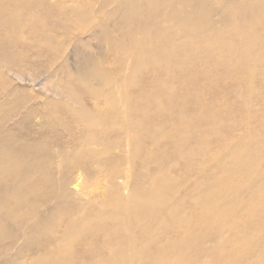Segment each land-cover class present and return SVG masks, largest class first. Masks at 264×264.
<instances>
[{"label":"rangeland","instance_id":"obj_1","mask_svg":"<svg viewBox=\"0 0 264 264\" xmlns=\"http://www.w3.org/2000/svg\"><path fill=\"white\" fill-rule=\"evenodd\" d=\"M47 3L52 10L47 16L39 14L40 17L35 19L40 22V27L34 32L27 31L7 39L9 43L16 42L17 73L23 75L25 81L12 74L0 75V264H90L89 256L78 248L69 252H45L56 244L57 237L62 241L64 237H70V234L63 235L65 225L69 218L79 220L78 207L91 205L96 210L95 201H98L95 198L106 189L97 172L99 165L94 162L82 172L76 181V189L73 187L77 176L66 171L64 156L59 152L61 138L58 137H64L67 130L60 125L53 127V124L56 118L65 119L64 106L74 110L72 114H80L82 108L74 106L68 99L69 94L76 93L82 98L83 95L107 93L126 76L131 81L125 91L161 104L166 113L162 114L167 115L169 123H177L178 111L183 114L181 118L185 117L182 119L190 121L179 131L171 128L176 136L171 141L159 142L166 149L161 154L163 156L171 158L177 152L192 156L187 157L189 161L185 163L171 162L179 165L172 172L176 178V182H172L175 185L183 182L181 176L189 170L200 172L189 179H195L199 185L205 181L204 175L219 176L215 193L210 186L199 189L189 186L187 192L180 183L177 187L171 183L170 191L168 188L165 191L166 187L160 188L163 195L173 192L171 201L187 194L190 196L184 201L186 213L183 211L182 214L186 219L189 213L188 228L185 229L195 235L186 247L180 249L176 244L166 252L163 264H198L202 261L204 264H217L216 261L231 264L232 257L227 249L218 252L213 249V243L210 246L209 238L215 230L224 237L221 239L224 244L235 235L244 239L246 244H260L264 240V2L174 0L173 5L163 7V10H149L145 0H49ZM228 8L235 13L232 19L227 15ZM189 16L190 19L185 20ZM235 29L242 30V35L233 36ZM176 33L184 39L196 34L215 40L214 48L223 56L233 48L228 59L235 64L234 71L226 60L221 59L223 56L218 55L214 60L201 56L193 62L198 76L188 79L178 72V62L171 58L172 55L154 57L160 48L165 47L168 51L174 50L179 62L184 60V49L173 37ZM251 41L255 43L248 48ZM133 42L146 44L144 58L147 60L142 64L133 55ZM241 57L244 60L240 61ZM137 63L142 68L135 75ZM152 66L167 71L152 72ZM12 71L16 72L15 69ZM151 78L158 85H173L172 89L165 90L170 91L173 107L167 106L168 102L160 97L159 90L153 97L149 96L147 82ZM194 98L203 103L194 105ZM145 107L150 109L147 105ZM195 116L198 118L196 123ZM223 136L233 138L223 142L220 140ZM196 143L209 144L206 154L215 158L211 163L201 156L204 151L194 148ZM153 150L156 158L149 165L152 168L155 167L153 164L160 165L162 158L156 149ZM107 151L109 156H115L116 149ZM107 156H102L105 167L112 165L107 163L112 157ZM224 159L227 167L221 170L218 165ZM131 161L116 164L117 168L124 167L123 170L128 167L130 187L125 194L131 195L142 189L145 191L141 193H144L147 186H139L143 170L138 161ZM226 176L229 179L224 185L222 179ZM228 187L232 199L219 193L229 190ZM91 200H95L94 203ZM210 202L215 203L206 204ZM194 203L197 206L189 207ZM104 204L108 205L107 198ZM166 206L164 204L162 209ZM222 208L232 213L228 216L214 213L215 209ZM107 209L110 214L117 212L113 207ZM144 213L151 215L155 212L137 206L135 210L120 215L133 225L135 217L145 216ZM208 214L214 219L213 225L202 226L199 217L205 222ZM221 224L227 229H218ZM230 226L233 229H228ZM213 241L215 244L217 240ZM153 243L157 244L159 240ZM208 247L213 252L209 255L213 257L211 260L204 255L198 256L202 248ZM252 249L243 247L232 253L236 255L232 262L264 264V256L257 255Z\"/></svg>","mask_w":264,"mask_h":264},{"label":"bare ground","instance_id":"obj_2","mask_svg":"<svg viewBox=\"0 0 264 264\" xmlns=\"http://www.w3.org/2000/svg\"><path fill=\"white\" fill-rule=\"evenodd\" d=\"M48 1L49 0H0V75L12 74L19 80L25 81L23 75L17 73V68L19 65L16 54L14 55L16 42L9 43L7 39L9 40V38H11L13 35L21 36V34L23 35L27 31L34 32L38 27H40V22H36L35 19L36 16L40 17L39 14H44L47 16V14H49V12L52 10V6H48ZM145 1L149 10H152L153 8L157 10H163V7H169L173 5L172 2H174V0ZM260 1L264 2V0ZM237 2L240 3V1ZM228 10V17H234L235 13L232 12L233 10H231V8H228ZM187 19L189 20L190 16L185 18V20ZM248 24L250 23L248 22ZM232 35L241 36L242 30L235 29L232 32ZM173 37L178 39V41L175 42L184 49L182 52L184 60L179 62L178 56L174 54V50L168 51V48L165 47L160 48L159 53L155 54L154 57L158 55L162 56L163 54V56L166 55V57H170L172 55L171 58L178 62V72L183 73L188 79L198 76L197 70L193 68L194 59H198L201 56H209L214 60V58L218 55L220 57L223 56V54L219 53L214 48L216 45L215 40H210L196 34H191L188 39L181 38V36H179L177 33L175 35L173 34ZM19 38H17V40ZM174 38H172V41H174ZM168 39H170V37ZM254 43L255 42L252 41L249 42L248 48H250ZM131 44L133 48V55H136L137 61L140 60L141 64L144 63V60H147L144 58L146 56L144 45L146 44L141 45L137 42H133ZM194 45H198V47H194ZM232 52H234L233 48L228 53L224 54L223 58L221 59L226 60L227 65L231 68V71H234V67L236 66L228 59ZM242 59L243 57L240 58V61H242ZM135 65H137L134 70L136 75L140 73L142 65L141 68L138 67V63ZM13 69H15L16 72H13ZM164 70V68L152 66V72L161 73ZM165 71H167V69ZM169 75H171V73L168 74V76ZM151 80L153 79L151 78ZM151 80L149 79L147 82L148 90L150 92L149 96L153 97L155 91L159 90L161 92L160 97L164 98L165 102H168L167 106L169 104V107H173L171 106L172 100L169 95L170 91H165L172 89L173 85H168L167 83L158 85L157 83H154V80L153 82ZM130 81L131 80L127 76L121 78L118 86L113 88L112 91L110 90L111 92L106 91L107 93L103 94L93 93L87 96L83 95L82 98L80 96L78 97L76 93L69 94L70 98L68 99L73 102L74 106L78 105L82 108L81 112H79L80 114H72L74 110H71L70 107L67 108V106H64L66 107L64 110L66 111V114H64L65 119L62 117L54 119L55 122L53 127L60 125L67 130L66 133H63L65 135L64 137L62 135H59L58 137V139L61 138L59 152L64 156V162H62L67 165L65 167L66 171L75 173L77 176L75 182L72 183L74 184L73 187L76 189V181L79 180L82 172H84L87 168H90V162H94L99 165L97 172L102 176L101 180L104 185L106 184L104 186L106 189H104L102 193L100 192L101 194L99 193L100 195L95 198L98 201L97 203L95 200H91L92 203L95 201V204L97 205L96 210L92 208L91 205L84 206L83 204V206L78 207L79 209L77 208L78 210H76V214L79 217V220L76 221L75 219L69 218L67 219L65 225L63 235L67 237V235L70 234V237H64V240L62 241L56 236V244L50 247V249H46L45 252H51L54 250L69 252L74 248H78L82 254L89 256L90 264H163L165 253L168 252L172 247L178 244V246L181 247L180 249H182L189 244L190 240L195 238V235L191 234L192 231L185 229L188 228L187 221L189 220L187 217L189 216V213L188 216L186 214L187 220L182 214L184 211V203L190 198V196L187 194L185 197L176 198L174 200L172 199L171 201L170 195L173 192H169L167 195L160 193V188L166 187L165 191H167V188L170 191V184L176 182V178L172 175V172H174L179 165L172 164L171 162L178 160L185 163L189 161L187 157L192 156L189 154L184 155L182 152H177L175 155L172 154L171 158L168 156H163L161 154L166 152V149L163 144L159 145V142L165 140L171 141L170 139L172 137H176L173 136L174 134L172 129L179 131L178 129H182V126L184 127L185 123L190 124V121H187L188 118L186 120L182 119L184 116L181 118V115L183 114L181 113L180 115V111H178L179 116H177V123H169L166 118L167 115L164 116L162 114L165 112H163V106L161 104H157L155 101L150 100V98L142 99L141 96L130 95L125 91L129 86ZM183 82H185V80ZM199 103L203 102L199 101L197 98H194V105ZM145 105H147L150 109H147ZM197 119L198 118L195 116V123L197 122ZM168 126H170L169 129ZM184 131H186V129H184ZM63 138L64 140L62 141ZM231 138L233 137L231 136L229 138L228 136H223V138H220V140L225 142L227 139L231 140ZM196 145H194V148L198 147L200 148L199 150H202V152L204 151V154L201 156L209 161V163L215 159L208 157L206 154L208 151L207 146H209L208 143H196ZM153 148L157 150L156 153L158 155L160 154L159 156L162 158L159 157L161 159V163H159L160 165L156 166V164H153L155 167L152 168L150 166V168L149 165L151 161L156 158L154 152L155 150H153ZM107 149H116L115 156H109L110 154L108 153L110 152H108ZM158 150H160V152H158ZM130 151L131 153H129ZM105 154L109 157H112L110 161L107 162L108 165L112 163L111 166L105 167L107 165L102 160V156ZM129 154H133L132 158H130ZM197 156L199 155L197 154ZM129 159L130 161L131 159L138 161L139 167L143 170V175L141 177V181L139 182V186H147L146 192L144 193H141L143 190L142 189L141 192L136 190L134 192L132 191L133 193H131V195L125 194L129 189L128 187H130L128 181L130 178H127L128 167L127 169L125 168V170H123L124 167L123 169L117 168L116 164L119 162L124 163ZM225 161L227 160L224 159L223 163L218 165L221 170L227 167V165H225ZM129 165H131V163H129ZM1 172L2 171L0 170V174ZM186 173L187 174L185 176L180 175L183 179V182H180L178 179V184L180 183L183 190L188 192L187 188L189 186H192L194 189L203 188V186H210V190L214 193L216 192L215 185L218 182L219 176L204 175L205 181H202V184L199 185L195 182V179L189 180L193 175L200 173L198 170H189ZM227 178L229 179V176H226L224 179H222V183L224 185L227 184ZM177 185H175V187H177ZM228 189L229 190L219 191V193L224 194L226 198L232 199L233 194L230 192L231 190L229 187ZM210 193L211 192H209V194ZM105 198H107L108 205L104 204ZM108 198H110V200ZM192 199L196 200V198ZM213 200L215 199L213 198ZM211 203L213 202L206 204L208 205ZM216 203L218 204V202ZM164 204H167L168 206L162 209ZM137 206H141L144 209L146 208L147 211L151 210L155 213L151 215L144 213L145 216L143 215L139 218H137V216L135 217L136 220L133 221L134 224L131 225V223L122 218L120 214L121 212L126 213L135 210ZM195 206H197L196 203L190 205L189 207ZM217 206L218 205L215 207ZM108 207H113L115 212H117L114 214L108 213ZM160 210L161 212L158 214ZM184 213H186V210ZM214 213L219 216H228L232 212L226 208H222L215 209ZM199 218V221H201L200 224L202 226L209 224L213 225L214 219L209 218V214L205 222L202 221L201 217ZM218 229H227V227L221 224V228L218 227ZM228 229L231 230L233 228L230 226ZM212 234H210L212 236L209 238L210 246H212L213 243V249L218 252H223L227 249L230 252V256L232 257L231 264H234L232 261L235 259L234 257H236V255H233L232 253H236L237 250H240L243 247L253 248L252 250H255L257 255L264 256V240H262L260 244L254 242H251V244H246L244 239H239V237L235 235L232 238H228L227 243L224 244L223 241H221V239L224 237H222L220 234H217L216 230L214 233L212 232ZM58 240H60V242ZM156 240H159V243L154 244L153 242ZM213 240H217L215 244ZM254 247H256V249ZM210 254H213L212 248L210 247L207 249L202 248L200 252H198V256L204 255L207 257V260H211L213 258L212 256L209 257ZM222 254L223 253H221L220 256H222ZM216 263L219 264L217 261ZM228 263L230 264L229 261ZM198 264H204V261L198 262Z\"/></svg>","mask_w":264,"mask_h":264}]
</instances>
